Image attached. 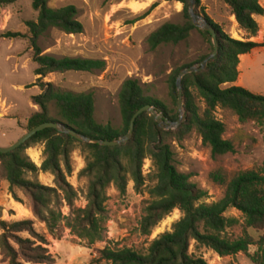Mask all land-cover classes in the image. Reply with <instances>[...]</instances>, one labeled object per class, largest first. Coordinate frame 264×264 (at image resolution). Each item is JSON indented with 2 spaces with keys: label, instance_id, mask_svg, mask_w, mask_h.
Segmentation results:
<instances>
[{
  "label": "trees",
  "instance_id": "1",
  "mask_svg": "<svg viewBox=\"0 0 264 264\" xmlns=\"http://www.w3.org/2000/svg\"><path fill=\"white\" fill-rule=\"evenodd\" d=\"M13 1L0 0V4ZM50 1L32 0L38 18L26 23L28 36L20 33L6 36L28 38L33 50V62L37 66L35 75L39 79L35 86H39L42 93L32 97L39 111L31 116L28 131L45 123L64 122L84 136L116 141L129 133L133 116L145 106L156 107L172 121L179 119L178 115H171L163 102L146 95L139 81L129 79L124 82L119 94L123 127L118 130L110 124L97 123L96 102L92 93L64 92L54 84L44 82L43 79L52 73H93L106 69L103 60L55 58L43 54L39 40L49 30L57 29L69 35H80L84 31L75 6L53 9L49 6ZM114 1L117 0H105ZM168 1L182 4L184 23H166L153 32L148 39L150 49L154 51L161 46H177L187 42L191 33L198 30L210 44L211 51L199 63L188 68L201 64L214 52L213 36L195 26L190 16L191 0ZM224 2L247 38L245 41L233 39L206 13L201 0H197L196 13L216 30L219 50L205 71L184 78L187 122L180 128L166 131L151 113H144L136 120L131 140L118 147L83 143L55 129H47L18 150L0 153V164L5 168L10 189L22 190L30 197L34 216L46 225L49 236L61 240L65 227L89 247L106 243L105 248L98 251L99 259L93 261L97 264H208L200 253L203 249L213 251L222 258L244 254L253 264H264V235L255 240L247 231H264V164L260 169L239 173L231 181L222 170L213 172L211 179L224 186L226 191L223 199L210 204L205 201L207 192L191 181L192 176L177 169L171 144L172 140L181 141L196 129L203 144L211 149L214 159L235 153L233 142L224 138L225 124L215 116L218 108L232 111L241 123L252 121L264 128V96L235 85L240 76L241 57L263 46L252 39L258 37L260 32L256 18L264 16V7L260 0ZM155 7L152 6L149 12ZM183 70L177 69L169 79V95L175 106L179 105L177 80ZM196 97L204 104L203 111L197 105ZM53 110L57 117H53ZM41 143L45 145V159L38 167L26 152ZM77 149L84 153L86 161L80 177L89 180L87 205L84 208L76 207L78 192L68 181L73 174L72 155ZM147 159L152 161L156 184L149 190L151 201L140 222L141 234L151 236L153 230L175 210L181 211L182 218L174 224L171 232L152 241L146 253L127 247H113L107 228L110 220L108 190L114 186L121 195H125L129 183L133 182L135 190L141 191L147 182L143 172ZM41 172L54 176L55 187L45 186L37 180ZM65 205L70 209L68 216L62 211ZM231 209L239 211L245 218L244 235L237 239L227 235L228 229L239 225L237 218L227 216ZM48 246L49 240L38 232L35 221L7 222L0 217V254L8 264H54L55 258ZM253 246L258 250L250 254Z\"/></svg>",
  "mask_w": 264,
  "mask_h": 264
},
{
  "label": "rangeland",
  "instance_id": "2",
  "mask_svg": "<svg viewBox=\"0 0 264 264\" xmlns=\"http://www.w3.org/2000/svg\"><path fill=\"white\" fill-rule=\"evenodd\" d=\"M260 3L264 7V0H260ZM154 5L156 7L149 12ZM201 5L212 20L233 39L246 40L247 34L240 29L224 0H201ZM49 6L53 9L75 6L84 31L80 35H69L57 29L49 30L39 40L43 54L55 58L103 60L106 69L104 72L93 73H52L43 79L44 82L52 83L64 92L92 93L96 102L97 123L110 124L118 130L123 127L119 94L124 82L129 79L139 81L146 95L163 102L171 115L180 117L179 105L175 106L169 95L170 76L177 69H186L189 65L199 63L210 53V44L198 30L191 33L187 42L177 46H161L154 51L150 49L148 39L166 23H184L182 4L168 0H51ZM37 18L38 13L32 7V0L0 4V147H10L24 136L28 132L31 116L39 111L32 97L42 91L39 86H35L39 77L35 75L37 66L33 62L29 39L6 37L16 33L28 36L26 23L36 21ZM258 23L260 32L252 41L263 46L248 54L246 60H241L240 76L235 85L264 96V16L258 18ZM195 101L203 111L201 100L196 97ZM52 115L57 117L55 110ZM215 116L225 124L224 138L233 142L235 153L214 159L211 149L203 144L196 129L181 141H171L177 169L192 176L191 181L207 192L208 198L205 201L210 204L223 199L226 191L224 186L211 179L213 172L222 170L228 181H231L239 173L260 169L264 164V128L252 121L241 123L232 111L223 108H218ZM44 150L45 145L41 143L28 149L26 154L41 167L45 159ZM33 151L38 152L37 157ZM72 164L73 174L68 177V181L78 192L76 207L84 208L87 205L89 180L80 177V172L86 166L85 155L80 149L73 153ZM154 171L152 161L147 159L143 168L147 182L141 191L135 190L133 182L129 183L125 195H121L114 186L108 190L107 209L110 220L107 228L108 239L113 247H127L146 253L152 241L171 232L174 224L182 218L181 211L175 210L153 230L151 236L141 234L140 222L151 201L149 190L156 184ZM54 179L49 173L41 172L37 176L40 183L49 187H55ZM62 211L66 216L70 214L66 205ZM227 216L239 220L238 226L227 230L228 237H242L245 223L243 214L231 209ZM0 217L7 222L35 221L38 232L49 240L48 248L55 258L54 264H97L93 261L99 259L98 251L106 246V243H99L89 247L65 227L61 240L49 236L46 225L34 216L30 197L22 190L10 189L2 163ZM247 231L255 240L264 235V231ZM193 250L194 244L191 246ZM257 250L258 247H251L250 254H255ZM200 253L208 264H253L244 254L222 258L206 249ZM0 264H8L1 254Z\"/></svg>",
  "mask_w": 264,
  "mask_h": 264
},
{
  "label": "water",
  "instance_id": "3",
  "mask_svg": "<svg viewBox=\"0 0 264 264\" xmlns=\"http://www.w3.org/2000/svg\"><path fill=\"white\" fill-rule=\"evenodd\" d=\"M196 4L197 0H191L190 2V16L197 28H200L204 31H207L211 33L213 36V43H214V52L210 54L199 66H193L186 68L182 71L180 74L178 80H177V90H178V103H179V111H180V117L177 121H172L169 117H167L164 113H161L157 110L156 107L148 105L140 109L132 118L131 124H130V130L129 133L120 138L116 141H105V140H99V139H93L91 137L84 136L80 134L76 129L69 126L68 124L64 122H49L42 124L38 126L37 128L28 131L24 136H22L15 144H13L10 147L4 148L0 147V153L1 154H8L11 152H14L21 148L23 145H25L30 139H32L35 135L38 133L47 130V129H55L60 133L72 136L76 140L83 142V143H89V144H97L102 147H118L123 144L128 143L132 136L135 129V123L136 120L144 113H151L155 121L158 123V125L166 130V131H172L177 130L180 128L185 122H186V116H185V109H184V87H183V80L186 76L193 74V73H200L207 69L208 64L216 58L218 55L219 50V42H218V35L216 30L202 17L199 16L196 13Z\"/></svg>",
  "mask_w": 264,
  "mask_h": 264
},
{
  "label": "crops",
  "instance_id": "4",
  "mask_svg": "<svg viewBox=\"0 0 264 264\" xmlns=\"http://www.w3.org/2000/svg\"><path fill=\"white\" fill-rule=\"evenodd\" d=\"M179 4H180V3H179ZM180 5H181V4H180ZM258 18H259V17L256 18L257 21H258ZM252 40H254V39H252ZM247 56H248V55H244V56H242V57H241V60H242V61L246 60V59H247ZM239 70H241V65L239 66Z\"/></svg>",
  "mask_w": 264,
  "mask_h": 264
},
{
  "label": "bare ground",
  "instance_id": "5",
  "mask_svg": "<svg viewBox=\"0 0 264 264\" xmlns=\"http://www.w3.org/2000/svg\"><path fill=\"white\" fill-rule=\"evenodd\" d=\"M33 155H34L35 157H37V156H38V152H37V151H33Z\"/></svg>",
  "mask_w": 264,
  "mask_h": 264
}]
</instances>
